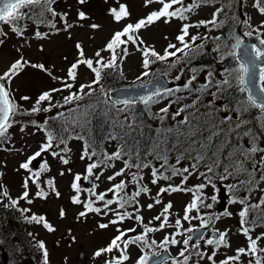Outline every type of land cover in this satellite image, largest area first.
I'll return each instance as SVG.
<instances>
[{
    "label": "rangeland",
    "instance_id": "obj_1",
    "mask_svg": "<svg viewBox=\"0 0 264 264\" xmlns=\"http://www.w3.org/2000/svg\"><path fill=\"white\" fill-rule=\"evenodd\" d=\"M189 0H184V5H188ZM126 6L130 15L123 18L120 22L114 20L110 9L116 8L119 10L121 6ZM180 5H174L179 7ZM162 5L159 2H154L152 4L146 5V0H86V3L81 5L78 0H54L52 4V9L56 13L52 15L50 12L44 13L45 16L51 17L49 23L53 21V24L44 25L40 23L39 19L27 18L30 20L28 25L23 26L22 33L14 32L12 26L8 24H0V30L7 33L3 38L6 40L3 47L0 49V75H3L10 67L12 63L23 57L25 61L29 62V66L23 68L17 76L11 80L10 92L11 99L20 106L23 114H18L15 117V123L8 130L6 140L8 142L0 141V189L6 190L8 196H3L0 194V202H6L11 204L12 200H16L17 204L14 207H20L23 211L24 217L29 218L33 215L43 216L47 223H49L54 231H49L43 224L37 222L25 223L23 229L30 233L34 239L41 240L48 251L49 259L48 264H105L106 259H111L114 256H118L119 252L113 250L112 253H106L105 256L99 258H94V253L101 248H105L110 244V239L112 240L116 235H118V229L126 230L131 227L136 228V234L140 232L143 228L142 226L148 225L149 227H159L161 221L154 220V217L160 214L164 206L169 202L172 204V209L169 215V224L173 226L165 227L159 231L149 234V240L157 241V245L161 243L165 237L171 238L177 232L174 227L175 219L180 218L184 215L185 207L193 199V194L191 192H174V193H164L160 199L162 203L156 204L153 208L149 209L148 204L154 203L157 192L161 187H166L169 183L178 185L181 183V177H173L171 181L160 180L157 184H152V167L157 163L160 167V162H149L150 167L145 168L141 171L140 175L143 176V185L150 189V193L141 194L138 200V209L133 205L131 212L133 217L140 215L143 217V224L137 222L134 218L127 219L122 223L116 225L109 224L106 229H100L98 225L100 223H109L110 220L115 219L113 212H108L107 215L102 211L101 213H89L86 217H79L81 211H85L82 204H74L72 202V197L77 193L72 188L74 183V178L79 174L82 179L80 181L81 201L86 202L88 199V192L86 189L95 187L97 194L106 193V199H117L115 193L108 192L107 190L112 188L116 183L121 180L129 181L131 179L130 173H135L133 169H128L125 171L123 176H116L115 179L109 180L108 177L113 176L116 172H119L125 167L124 163L120 160L109 162L108 167H98L93 170L92 180L93 185L89 183L88 179H83L87 176V166L93 163L94 160L89 159L90 153L85 150V145L79 140H73L67 144L63 145L61 148L55 150L54 147L46 152L42 153V156L37 158L36 161L30 165L31 172L26 169H22L20 165L27 162L28 158L31 157L39 148L46 143L47 137L44 135L41 126L42 124L50 119L54 113H64L70 107H75L79 103L86 105L88 100L83 98L79 101H73L70 104H65L64 97L68 96L71 92L77 91L81 84L89 83L93 80L94 74L84 65H80L78 68V79L76 81L68 80L69 83H74L77 85L75 88L70 90H63L60 92H55L52 95V100L50 104L52 105L49 111H41L39 113H32L31 109L35 104L38 96L45 91H50L54 88H62L63 79H67V71L70 66L75 63L79 57V50L76 45L80 44L85 52V59H93L95 61V53L97 51L101 52L105 61L111 59V53L106 50V45L112 39L113 35L117 31H121L127 24H135L140 19L146 18L148 14L153 11H158ZM210 8V7H209ZM244 10L246 11V16L248 17L250 13V19H260L259 21L264 24V15H262L258 9L254 6V0H246V5ZM22 11L29 13L27 8ZM41 10L39 8H34L31 10L29 15L34 13H39ZM83 11L88 19L80 20L78 17V12ZM244 11V13H245ZM204 13L207 12V8L203 10ZM188 16L187 20H180L178 18H172L169 23L164 22V18L159 21L148 25L145 28L140 29L136 36L140 38L136 44L128 42L126 45H122L116 49V53L119 57L117 63L119 67L115 70L109 69L110 72H115L119 74L121 78L127 82V84L138 82L140 80L141 74L146 71L143 68V53L141 49V44H144V48H152L156 52L163 54L165 49L168 48L169 44H175L176 46L180 44L177 40V36L181 34L182 26L185 23H190V18L192 21L195 19L191 17V12L185 13ZM194 15L201 16L202 13H195ZM259 21H257V26H259ZM21 22H23L21 20ZM40 23V24H39ZM249 23V22H248ZM92 24H97L100 27L93 29L90 27ZM71 25V27H68ZM264 37V36H263ZM122 39H127V37H122ZM143 41V43H140ZM231 41L230 43H233ZM127 49L126 54L124 49ZM173 51V49H169ZM44 64L45 67L51 71L52 76H49L46 71L32 68L30 64ZM94 66H97L94 64ZM148 71V69H147ZM166 74L170 79L181 81L182 77L185 76L186 63L182 62L177 64L173 69L170 68ZM108 75V73H105ZM179 76V79L176 77ZM53 77H59L60 80L54 79ZM104 80H101L99 86L101 87ZM142 81V80H141ZM96 86V85H95ZM98 87V85H97ZM97 87H95L97 89ZM86 90V89H85ZM88 90V89H87ZM181 92L178 93L180 95ZM28 96L29 100H22L21 97ZM87 96V95H86ZM84 96V97H86ZM42 108L49 107V102H44L41 105ZM168 108L167 117L168 121H173L176 119L177 115H174L181 108V101L176 95H168L165 101L160 106H155L156 117L160 118L164 115L160 112L162 108ZM119 108H124L120 105ZM118 116H123L124 111L118 112L115 110ZM127 112V110H126ZM26 113L32 114L34 117L31 118L26 116ZM182 114V113H180ZM35 122V123H33ZM39 123V124H38ZM6 146H3L5 145ZM67 149V151H64ZM116 150L115 147H109V150ZM85 151H87L88 156H85ZM237 147H231L226 150L212 149L209 154L218 157L219 159H230V158H240L242 155L239 153L237 157ZM58 153L59 155L54 156L52 153ZM227 152V153H224ZM84 156V158H82ZM195 157V154L193 155ZM186 160V158L180 157V155H174L169 158L168 164L175 165L179 168L188 167L191 170V165L194 163L192 158ZM244 157V156H243ZM68 159V163L64 164L63 159ZM177 158H180V163L177 165ZM246 160L245 167L248 170H253L252 162L248 158ZM47 162V170L41 171L40 166ZM222 166V165H221ZM158 167V168H159ZM200 172H206L207 168L198 165ZM219 168V167H218ZM216 168V171H219ZM40 172V177L37 182H33V179H29L34 172ZM163 171V169H161ZM169 174L170 173H165ZM99 179H96V176ZM187 175V174H185ZM212 176L211 173H208ZM28 180L27 189L23 186L25 180ZM53 181L55 191H58L60 195L57 197L53 189L49 188L48 181ZM214 180V177H213ZM83 181V182H82ZM85 181V183H84ZM202 182H205L204 177L199 175V172L189 177L184 187H193ZM264 186V181L262 183ZM133 192L137 189L135 184H127V189ZM224 188L222 186H219ZM264 188V187H263ZM43 189L48 193L47 197L37 196L36 193ZM28 191V198L23 197V193ZM50 192V193H49ZM224 192L220 191L219 193ZM205 195L208 193H213L211 186L204 190ZM218 193V194H219ZM122 195V194H121ZM257 198L256 194L252 192L250 202L254 203L258 200H252ZM95 200V197H92ZM219 207L215 210L214 207L206 208L201 207L200 215L215 216L216 213L223 215L221 205L227 201V199H219ZM205 203L212 204L209 200H205ZM231 203V202H230ZM214 206V205H213ZM94 207H100L103 209V202L96 201ZM112 209H118V204L114 203L110 206ZM242 205L239 203H233L230 205L231 211H239ZM61 210L65 213L63 216L60 215ZM123 211V210H121ZM192 215H197L193 211ZM4 217V216H3ZM256 218V217H255ZM254 218V221L256 220ZM183 229L194 227L199 225L200 221L198 219L192 220L191 224L187 221H183ZM231 224V218H224L218 221L215 229L223 232L225 228H228ZM236 231V228L233 229ZM264 233V225L254 226L253 231L250 233L253 239L258 235ZM20 234L23 231L20 230ZM132 235V233H130ZM191 233H186L190 235ZM186 235L181 236V243L179 245H172V252L177 257L179 253L184 249L182 243ZM206 238L205 240L211 238ZM26 237L22 236L21 238ZM74 238V239H73ZM178 238V236L176 237ZM127 239V238H126ZM192 242L189 245V251L185 255L189 256L187 264H213L208 256L215 252L214 260L215 264H220L228 256L236 255V249L240 247H247V239L240 232L238 226L237 232H233L229 238L230 247H220L219 249L212 248L207 245L206 241L201 242L198 251L204 253V256H198L196 252L192 249ZM2 238L0 236V264H7L8 255L5 254L4 246H2ZM29 245V244H28ZM264 239L258 241V247L264 248ZM156 248L155 246L153 247ZM83 253V258L80 254ZM127 254L129 255V260L125 261L124 264H137L141 250L136 245H129ZM183 258V257H182ZM251 257L241 256L240 261L236 264H249ZM172 260L168 261L167 264H172Z\"/></svg>",
    "mask_w": 264,
    "mask_h": 264
},
{
    "label": "snow or ice",
    "instance_id": "obj_2",
    "mask_svg": "<svg viewBox=\"0 0 264 264\" xmlns=\"http://www.w3.org/2000/svg\"><path fill=\"white\" fill-rule=\"evenodd\" d=\"M154 0H146L147 4H152ZM156 2H159L162 7L158 11H153L150 14L146 16L144 19H140L135 24H127L123 27L121 31H117L114 33L112 39L110 42L106 45V50H108L111 53V59L105 61L104 57L101 55L100 51H97L95 53V61L93 59H85V52L83 50L82 45L77 44L76 47L79 50V59L73 63L70 68L67 71V79H63L62 81V88H54L50 91H45L42 94H40L35 101L34 106L31 109L32 113H39L41 111H49L52 107L50 104V101L52 100V95L55 92H60L63 90H70L76 87L74 83H69L68 80L76 81L78 79V68L80 65L86 66L93 74L94 78L91 82L86 84H81L77 91L71 92L68 96L64 97L65 104H70L74 100L79 101L84 98V96H90L95 91V85H99L101 83V80L103 79V76L106 72V70L112 69L115 70L119 67L117 61L119 59L116 49L122 45H126L128 42H132L133 44H136L140 38L135 35L140 29L147 27L148 25H151L152 23L161 20L164 18L165 23H169L172 18H178L180 20H187L188 16L185 15V13H189L194 11L195 9L199 8L200 6L204 4H211L216 2V0H193V2L187 6L184 5V0H156ZM54 3V0H0V23L8 24L12 26V30L14 32L22 33V28L20 27L19 22L25 18H33V16L29 15L32 9L39 8L41 11L39 13H34V16L43 17L44 13L50 12L52 15H55L56 13L52 9V4ZM78 3L83 5L86 3V0H78ZM174 5H180L179 7H175ZM228 7H231V3L227 5ZM254 6L258 9V11L264 15V0H254ZM27 8L29 10V13H26L22 11L23 9ZM111 14L114 17V20L116 22H120L123 18L130 15L129 11L127 10L126 6H121L119 10L116 8L110 9ZM224 12V7L218 8L213 13V19L210 21H200L198 22L196 27H199L201 25L207 26L211 24L213 27H219L223 22L221 21L219 24L217 23V18L220 16V14ZM78 17L80 20H86L88 17L83 11L78 12ZM192 24H184L181 29V34L177 36V40L182 45L181 47H177L175 44H169L168 48L165 49V52L163 55L156 52L152 48H142L141 51L143 53V68L146 69L140 77H137L138 80H143V77L149 76L150 72L147 71V69L150 68L151 64L156 62H167L171 58H176L175 60H172L170 64H168L169 68H174L177 63H180L185 58H190V53L197 51V50H203V44H196L197 40H206L208 37L206 36H199V35H192L188 40H186V37H189V29L193 27ZM244 26L246 29L243 32V36L235 34V31L233 30L230 33V36L232 40L234 41L231 45L225 44V47L228 48V52L225 54L227 56H230L235 61V67L225 69V77L217 81L216 87H217V93L224 90V86H227L229 89L235 87L236 90L241 93L245 94L244 98L238 99L236 106L231 109L232 111H236L238 117L244 113L249 111L250 108H255L259 110L262 114H264V38L259 39V44L255 43H246L245 37L251 38L254 34H258V36H264V24H261L258 28H252L251 24L247 21L244 22ZM68 27H71V25H68ZM93 29L99 28L100 26L97 24L90 25ZM7 33H4L2 30H0V37L6 36ZM122 37H127V39H122ZM214 39L220 40L221 37H215ZM4 40L0 39V44H3ZM140 43H143V41H140ZM169 49H174L173 51H170ZM219 51V46L216 49ZM124 53L126 54L127 49L125 48ZM182 54V55H181ZM97 65V66H94ZM26 66H29V62L25 61L23 57L12 63L9 67V69L3 74L0 75V141L7 138L8 130L12 127V124L15 123V117L18 114H23L20 106L14 101V99H11V92L7 85H10L11 79L19 74V72L25 68ZM32 68L40 69L43 71H46L49 76H52L51 71H49L44 64H30ZM166 75V73H164ZM209 77H211V73L208 74ZM54 79L60 80L59 77H53ZM180 77L177 76L176 79H179ZM195 75L192 76L191 80L187 82L188 85L191 84L192 80H195ZM150 83V81L148 82ZM208 83H211V80L209 79ZM207 84L203 85L202 87L206 90ZM187 87V85H186ZM85 89H89L88 92H85ZM101 92L107 97V99L104 101L105 103H111L112 107L116 108L118 105H123L124 108H117V111H125L130 109V107L135 103V101L131 99H113L111 98L110 94L106 92L101 87ZM171 93L170 89H161L156 88L155 91H153L151 94L147 96H141L139 97V100L144 105H149L151 103L158 102V99L164 95H169ZM217 93H213V96L215 97ZM22 100H29L30 97L23 96L21 97ZM44 102H49V107L42 108L41 105ZM195 105H186L187 107H194ZM185 108L179 109L174 115H180V113L185 111ZM72 112H78L79 107L76 109L70 110ZM160 112L164 115H161V119L163 120L168 112V108H162ZM60 117H64V113L59 114ZM231 116L224 117V121L231 120ZM247 121L238 119V122L236 123L235 127L239 128L246 124ZM35 123V122H33ZM181 124L188 125L189 121L187 117H185L182 121H180ZM173 129L169 128L167 129L168 133H171ZM195 131L189 133V135H195ZM180 135H184L183 131L179 132ZM244 135H250L248 131L244 133ZM211 139V137L209 138ZM257 139L255 136L250 137V144L252 145L249 148L243 149L241 151V155H243L245 158L254 157L257 152H264V148H261L257 146L254 141ZM47 143L43 144L39 150H37L31 157L28 158L27 162L22 163L20 167L22 169L29 170L30 165L33 163V161H36L37 158L42 156L43 152L48 151L53 147L52 141L53 136L49 135L47 137ZM63 142V141H61ZM64 151H67V149H64ZM54 156L59 155L58 153L53 152ZM85 156H88L87 151H85ZM92 155H95V153H92ZM84 158V156H82ZM91 157L89 156V159ZM122 158V152L116 151L112 153L111 155H105L104 159L98 160L96 162L90 163L87 166V176H84L83 179H88L90 176L93 175V170L98 167H108L109 161L111 160H117ZM63 159V158H62ZM161 160V164L159 168L152 167V184H157L160 180L165 181H171L173 177L179 176L181 177V183L178 185H174L169 183L166 187H161L159 191L156 194V197L154 199V203L148 204L147 207L149 209L153 208L156 204L162 203V200L160 197L164 193H174V192H191L193 194V199L190 203H188L185 207L184 215L182 217L183 221L189 222L191 224L192 220L198 219L200 221V227L201 228H209L210 225L213 224V222L217 219H219V216H206V215H200V209L201 207L211 208L213 207V204L218 203V193L220 192V188L217 187L216 183L213 180L214 176H217L216 168L220 167L223 161L220 160H213L211 165L207 166L206 172H200L198 165L205 160V157L203 155H197L193 157V159L196 161L191 165V170L188 167L179 168L175 165L168 164V158L167 156H161L159 157ZM69 161L68 159H63V163L67 164ZM180 163V158H177L176 164L178 165ZM259 164L260 169L264 170V157L261 158L260 161L256 162ZM132 167H135L138 171L136 173H130L131 179L129 181L121 180L120 182L116 183L112 188L108 189V192L115 193L117 196V199H106L107 192L97 194L95 191V187L86 189L85 191L88 192V199L86 202L81 201L80 199V193L82 191L80 186V181L82 177L77 174L74 178V183L72 184V188L77 193L72 197V202L74 204H82L85 208V211H81L79 213V217H86L89 213H101L104 212L105 215L108 214V212H113L115 215V219H112L109 221V223H100L98 227L100 229H106L109 227V224L116 225L118 223H122L127 219H135L140 224H143V217L140 215H136L133 217L132 213L127 211V207L137 205L138 200L137 198L141 196V194H148L150 193V189L143 185V176L139 174L140 171H142L144 168L150 167L148 163H137L132 164L129 161H125V167L122 168L119 172H116L113 176L108 177L109 180L115 179L116 176H123L125 171L128 169H131ZM48 165L45 161L44 164L40 166L41 171L47 170ZM163 169V171H161ZM255 164L252 171H249L245 165L244 162L241 160H229V163L224 164L222 172L218 174V178L220 181H224L229 179V177L236 178L242 173L247 174V179L240 180L237 184H229L226 186L227 191L230 193V202L231 203H239L242 205V208L238 212V215L240 217V232L246 237L248 243L247 247H240L236 249V255L234 256H228L224 260L220 262V264H236V262L240 261V257L247 256L251 257L252 259L249 260V264H264V248L258 247V241L261 239H264V233H261L258 235L255 239L252 238L250 233L253 231L254 226H260L264 225V196H261L259 198V201L257 203H250V197L252 192L256 191L258 189L259 182L256 179L255 176ZM199 172L200 176L204 177L205 182H202L198 185H195L193 187H184L187 180L190 176L196 174ZM165 173H170L165 174ZM208 173H212V176H209ZM187 174V175H185ZM40 177V172H34L32 173V176L29 177V179H33V182H37ZM96 179H99V176L97 175L95 177ZM260 180L264 181V171H262V174L260 176ZM132 183L137 186V189L133 191L130 195H121V193L125 192V189L127 187V184ZM26 189L28 187V180L26 179L23 185ZM49 188L53 189L55 192V195L58 197L60 193L58 191H55L53 181H48ZM211 186L213 189V194L211 196H206L204 193V190ZM240 191H245L247 193L246 196L241 197L239 195ZM264 191V190H262ZM0 194L3 196H8V192L6 190L0 189ZM37 196L40 197H47L48 193L45 192L43 189H40L37 193ZM29 193L28 191H25L23 193L24 198H28ZM92 197H95V200L92 199ZM206 199H210L213 203L208 204L205 203ZM96 201L103 202V209L100 207H94V204ZM118 204V209H112L110 206L112 204ZM17 204L16 200L11 201V205L15 206ZM172 209V204L169 202L167 205L164 206L163 210L154 217V220L161 221L159 227H149L148 225H144L142 229L141 234H137L134 236H129V233H135L136 228L131 227L126 230H120L118 229V235H116L110 242V244L105 247L98 249L94 253V258H99L102 255L106 253H112L113 250H117L119 252L118 256H114L111 259H106L105 264H124L125 261L129 260V255L127 254V250L129 245H140L142 249H148V251H143L142 255L139 256L137 260V264H150V261L152 264H161L159 260H154V257H158L160 253L153 252L151 249H153L154 246H157L162 249H166L169 244L172 245H178L181 243L180 240H178L177 236H184L186 233H191V235H186V238L183 239L182 243L184 245V249L179 253L181 257H183V261L180 260H173L172 264H187L189 260V256L185 255L186 252L189 251V245L190 242L196 239H203V234L201 233L199 237H196V232L198 229L194 227H189L185 229L183 232L180 231V229L183 228V223L180 218L175 219L174 227L177 229V232L174 236L171 238L165 237L164 240L157 245V241L155 240H149V234L154 233L156 231H159L165 227L173 226L169 224V215L170 210ZM123 210V211H121ZM26 211V210H23ZM139 211V209H137ZM193 211L197 213V215H192ZM251 212L256 213V220L252 221L249 220V214ZM65 213L63 210H61L60 215L63 216ZM224 216H231L232 213L225 210L223 213ZM31 221H35L37 223L43 222L44 226L49 231H54L53 227L47 223L45 220V217L43 216H31ZM216 235L213 236V238H209L206 240L207 245L214 246L216 249H219L220 247H230L229 241H228V231L225 230L223 232H220L218 229L215 230ZM127 237V239H126ZM74 239V238H73ZM38 247L43 250V262L44 264H48V251L45 247V244L43 242L39 243ZM193 248L196 249V254L198 256H204L205 254L198 251L199 245L195 244L193 245ZM215 252H213L212 255L208 256V259L215 264L214 260ZM164 264H167V260L164 261Z\"/></svg>",
    "mask_w": 264,
    "mask_h": 264
},
{
    "label": "trees",
    "instance_id": "obj_3",
    "mask_svg": "<svg viewBox=\"0 0 264 264\" xmlns=\"http://www.w3.org/2000/svg\"><path fill=\"white\" fill-rule=\"evenodd\" d=\"M45 15H43V17H36L39 19L40 23L42 22L44 25L53 24L54 19L49 23L48 20L51 19V17ZM33 18H35L34 15ZM22 21L23 22L20 21L19 24L23 29V26L28 25L30 20L25 18ZM3 37H0V39H3L5 42L6 40ZM3 44H0V49L3 47ZM172 60L175 59L171 58L167 62H156L151 64L148 69L150 75L143 77L142 81L150 80L168 71L170 69L168 64H170ZM105 73H108V75L104 74L101 87L106 92L109 93L116 86L127 84L119 74L108 70H106ZM10 86L11 83L6 87L10 90ZM95 87H97V85ZM101 87L98 85L96 91L92 95L84 97L88 100L86 105L79 103L75 107H70L64 117H60L59 113H54L50 119L42 124L41 129L44 135L46 137L49 135L53 136L52 144L56 151H58L57 148H61L65 144L69 146L68 143L73 140H79L84 143L85 150L90 153V157L94 162L104 159L105 155H111L116 151H121L122 158L117 160L122 161L124 165L125 161L129 160L132 164L149 163L153 161L160 162L159 164H161V160L159 159L161 156L171 158L174 155H180V157L184 156L186 160L193 157L195 148L197 147L196 143L203 141L206 136L205 131L209 130V126L206 125V122L202 121L201 118L194 120L195 117H192L191 113L192 107L185 108L186 105H192L193 101L191 96L186 94V91L183 90L184 88L172 90L169 95H176L180 98L181 108H185V111L182 113L185 115L184 118L187 117L189 121L188 125L180 123L184 118L181 120L172 119L173 121H168V114H166L163 120L157 118L155 113V106L157 105L155 104L158 102L151 103L147 106L142 102L134 103L130 109H128L127 112L125 110L122 114L123 116L120 117L115 112L120 105L114 108L110 102L105 103L104 101L107 97L101 92ZM88 91L89 89L85 90V92ZM179 92H181L180 95H178ZM77 107H79L78 112L70 111ZM26 116L31 118L34 117L32 114L29 115V113H26ZM169 128L173 129L171 133L167 132ZM193 130H197V133H195V135H189ZM180 131H183L184 135H180ZM3 142L8 141L4 139ZM47 142L46 140V143ZM3 146H6V143ZM109 147H115L116 150L114 149L111 151ZM92 153H95V155H92ZM117 160L111 161L115 162ZM152 165H155L156 168L159 167L157 163ZM131 169L135 170V173L138 171L135 167ZM140 173L141 171L139 174ZM126 189L124 193H121L122 195H130L132 193L130 188L129 191ZM224 190L227 191L226 187H224ZM135 207L138 209L139 205L137 204ZM127 208L129 211L133 209L132 206ZM26 222L32 221L24 217L20 207H14L4 201L1 202L0 235L2 236V246H4L5 254L6 256L8 255L9 263L7 264H44L43 251L42 249L39 250L40 248L35 245H39V243H36V239L23 229ZM182 229H180L181 232H183ZM20 230L23 231L25 235L20 234ZM22 236L26 237L21 238ZM181 238V236H178V239Z\"/></svg>",
    "mask_w": 264,
    "mask_h": 264
},
{
    "label": "flooded vegetation",
    "instance_id": "obj_4",
    "mask_svg": "<svg viewBox=\"0 0 264 264\" xmlns=\"http://www.w3.org/2000/svg\"><path fill=\"white\" fill-rule=\"evenodd\" d=\"M193 0H189L188 5L191 4ZM231 3V7L227 5ZM246 5V0H216V2L211 4H204L199 8L195 9L191 12V17L195 18L193 21L190 18V23L194 25L189 29V37L185 39L188 40L192 35H199V36H206L208 39L206 40H197L196 44H203V50H197L190 53V58H185L180 62L186 63V72L185 76L182 77L181 81H176L178 86L177 88H184L189 89L190 96L192 98V107L191 113L192 117H195L194 120H198L201 118L202 121L206 122V125L209 126V130H206V136L204 140L201 142L196 143L197 147L195 148V156L203 155L205 160L202 161L200 164L206 167L212 164L213 160H220L223 161L218 168L217 175L222 172L224 164L229 163V160H240V158H226V159H219L218 157H214L209 154L212 149L217 150H228L231 147H237V157L239 153L243 149L249 148L252 145L250 144V137L255 136L257 139L254 143L264 148V114H262L259 110L255 108H250L249 111L242 113L239 117L236 111H232L234 106L237 104V100L244 98L245 94L239 93L235 87L229 89L227 86H224V90L217 93V87L215 86L217 81L222 80L226 73L225 69L235 67V61L230 57L225 55L228 52V48L225 47V44L231 45L230 43L232 40L230 33L234 30L235 34L243 36V32L246 29L244 26V22L247 21L251 24L252 28H258L262 24L259 20L260 19H250V13L248 17L246 16V11L244 10ZM224 7V12L220 14L217 18V23L219 24L221 21L223 22L219 27H213L211 24L204 26L201 25L196 27L195 25L198 24L200 21H210L213 19V13L221 7ZM210 7V8H209ZM207 8V12L204 13L203 10ZM245 11V13H244ZM202 13L201 16L194 15L195 13ZM257 21H259V26H257ZM186 24V23H185ZM215 37H221L220 40L214 39ZM253 38H264L263 36H258V34H254L251 38L245 37L244 39H250V43H255ZM182 45L179 44L177 47H181ZM219 46V51H217V47ZM174 50V49H173ZM182 55V54H181ZM176 59V58H174ZM179 64V63H177ZM176 64V65H177ZM209 73H211V77H209ZM195 75L196 79L191 81V84L188 85L187 82L191 80L192 76ZM211 80L209 84L208 81ZM207 84V89L205 90L202 86ZM187 85V87H186ZM213 93H217L214 97ZM184 114H180L176 116L177 120H181L184 118ZM231 116L232 119L228 121H224V117ZM238 119L247 121L246 124L243 126L236 128L235 125L238 122ZM248 131L250 135H244V133ZM197 133V130L195 131ZM211 137V139H209ZM227 153V152H224ZM264 157V152H257L254 157L248 158L249 161L252 162V165L255 164V176L257 181L259 182L258 189L253 193L256 194L257 198L252 200H258L261 196H264V186H262L263 181L260 180V176L262 171L258 161ZM245 157H241V161L245 162ZM192 161L195 163L196 161L192 158ZM246 166V165H245ZM252 171V170H249ZM212 174V173H211ZM247 179V174L242 173L236 178L229 177V179L220 181L218 176H214V182L216 185L226 187L229 184H237L240 180ZM213 193L208 194L207 196H211ZM239 195L241 197L246 196L247 193L245 191H240ZM219 199H227L222 205L221 210L222 214L227 210L228 212L232 213L231 216H224L218 213L215 216H219L220 218L215 220L212 225L209 227L208 235L211 234L212 237L214 236L215 226L218 224V221L224 218H231V224L225 230L228 231V241L233 232H237L238 226L241 228L240 225V217L238 212L240 211H231L230 205V193L221 192L218 194ZM251 198V197H250ZM209 200L211 203L212 201ZM257 201V202H258ZM254 201V203H257ZM251 203V202H250ZM215 210L219 207V202L213 204ZM256 217L255 212H251L249 214L248 219L254 221ZM256 219V218H255ZM195 225L194 228H196ZM236 228V231L233 229ZM224 230V231H225ZM133 235V234H132ZM205 236L203 239L199 240L198 242H192V249L193 245L206 241L205 239L208 237ZM134 236V235H133ZM160 244V243H159ZM139 247V245H136ZM264 246V245H263ZM153 252H161L162 248L155 246ZM140 248V247H139ZM213 248H215L213 246ZM141 250V248H140ZM144 251H148L145 249ZM143 251L141 252L142 255ZM84 254L81 253L80 257L83 258ZM105 256V255H103Z\"/></svg>",
    "mask_w": 264,
    "mask_h": 264
},
{
    "label": "water",
    "instance_id": "obj_5",
    "mask_svg": "<svg viewBox=\"0 0 264 264\" xmlns=\"http://www.w3.org/2000/svg\"><path fill=\"white\" fill-rule=\"evenodd\" d=\"M257 44H259L258 38H253ZM246 43H250V39L245 40ZM147 82H136L130 85H124V86H118L113 89L111 92V96L113 99H131L133 101H138L139 97L141 96H147L151 94L153 91H155L156 88L163 89H169L175 86V82L169 80L166 75L158 76L152 80H150V83ZM89 180L91 178L89 177ZM199 235L206 232L205 228H199L198 231ZM196 232V233H197ZM196 236V237H197ZM172 256V254L169 251H165L163 254L159 255L158 257H154V260H159L161 263H163L165 260L169 259ZM150 264L152 262L150 261Z\"/></svg>",
    "mask_w": 264,
    "mask_h": 264
}]
</instances>
